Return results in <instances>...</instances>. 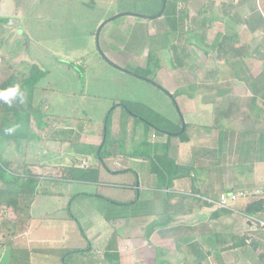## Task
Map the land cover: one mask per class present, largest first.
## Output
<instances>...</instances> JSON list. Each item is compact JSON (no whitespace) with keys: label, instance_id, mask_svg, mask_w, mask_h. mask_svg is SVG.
I'll list each match as a JSON object with an SVG mask.
<instances>
[{"label":"rangeland","instance_id":"1","mask_svg":"<svg viewBox=\"0 0 264 264\" xmlns=\"http://www.w3.org/2000/svg\"><path fill=\"white\" fill-rule=\"evenodd\" d=\"M37 1L10 0L3 8L5 11L11 10L16 2V25L22 24L20 26L26 30L27 36L21 35L11 26L4 25L2 29L0 28V41L5 42L0 43V55L4 59L0 63V83L11 74L29 75L31 71L33 74L36 68L44 70L45 75L33 90V97H30L31 91L28 88H22L25 102L15 104L19 106L20 113L18 108L9 114L0 110V158L8 161L9 166L20 173L25 168L24 163L32 164L29 167L34 174L39 171L48 174L62 173H59L62 176L60 178L39 176L37 179L39 194L35 199L28 198L30 209L24 214L31 218L29 229L28 226L26 228L24 226L14 237L15 242L21 244V247L30 250L42 249L32 252L31 264H58L55 263L53 253L47 248V240L50 237L54 236L60 241L64 234L66 244L70 242L82 248L89 244V240L81 235L83 233L81 229L70 231L67 228L68 222L64 225L67 216L70 222L76 224L71 214L78 218L85 232L87 231L86 234L97 245L115 242L110 239L112 225L117 233L123 234L121 238L126 240L125 230L120 229L129 224L128 217L131 220L135 218L132 224L141 223L143 220L144 223L150 221L145 217H139V221L136 222V217L130 213L141 212L144 203L139 202L133 207V203L128 201L132 197V192H127L122 184L133 180L137 172L140 173L142 182L146 181L150 163L155 165L163 155L161 150L164 147L162 149L159 147L168 136L164 134L165 128L181 133L184 131L183 122L187 124L185 138L178 134L172 137L173 151L174 143H181V140L190 137L189 128L192 129L196 124L203 129L207 126L212 133H216L219 131L216 129L221 126L229 127L231 121L212 112L210 105L205 101L198 99L196 103V100L190 102L188 100H191L190 97L181 95L176 70L179 64L174 65L175 51L173 46L168 44L174 34L170 32L171 34L166 37L163 32L169 24L171 27L175 25L170 22L171 20L174 22V19L168 20L165 15L156 16L162 8L163 0H39L38 5H35ZM173 1L175 0L167 1L168 11L174 7ZM178 5V12L182 10L187 16L192 15L190 18H193L195 35L204 38L205 41L212 40L209 47L215 46L213 44L216 36L221 38L225 32L227 36L235 34L232 26L236 23L239 33L236 32L238 36L235 40L240 45L245 40L251 49L253 42L250 41L249 34L251 26L258 27V13L264 16V0H188L178 2ZM213 13L225 16L226 19L212 21ZM118 15L122 16L115 18ZM228 16L231 18H227ZM16 20L12 23L14 26ZM256 32L260 34L259 41L254 40L252 44L254 53L247 59L248 66L244 67L264 65V47L262 46L261 50L257 49L264 40V31L257 28ZM179 36L187 42L188 35L185 32ZM192 41L196 44L201 43L194 36L191 37ZM236 50L223 53L220 62L210 55L205 61L196 58V63L197 65L200 63L199 67H207V64L215 67V63L220 65L219 67H229L233 59L238 58V61L242 59L240 52L243 50ZM197 54L201 55L200 51H197ZM224 59H228L230 63H223ZM189 66L190 63L189 65L185 63L180 67ZM233 67L241 65L235 64ZM179 71L181 79L187 82L190 76L185 68ZM197 77L203 81L205 75ZM116 109L119 111H115ZM112 110L113 114L122 112V127L130 131V136L118 137L116 146L112 147L120 153L118 156L123 162L120 168L126 169L118 170L120 171L118 174H111L104 172L103 169L106 168L102 167L103 175L100 177L102 182L103 180L121 182L118 186L106 187L92 182L94 176L91 172L96 173L95 164L99 158L96 152L91 150L90 141L85 144V139L84 147L82 141L83 133L103 132L101 139L105 142V122ZM28 111L34 114L30 124L27 122ZM113 114L109 125L112 123ZM181 125L183 129L178 131ZM8 129L14 130L9 132ZM20 134L23 135L20 137ZM91 136L89 135L92 139ZM155 136L157 138H154ZM212 137H215V134ZM221 138L219 135L215 140ZM4 142L6 145L8 143L12 145L5 147L4 150L1 147V143ZM111 145L109 132L104 149L109 151ZM200 147L205 148L202 145ZM200 147H196L198 151ZM212 154L219 155L215 152ZM188 155L190 157L194 155L190 148ZM84 157L88 165L86 166L85 161L86 168H77L78 161ZM209 171L207 167L199 169L193 166L190 174L196 175L193 181L196 182V190L201 193H207L203 180ZM239 171H244V165ZM66 174L67 176L72 174L71 176L79 181L67 182L63 179ZM160 183L162 182L159 179L161 186ZM212 196L217 198L218 195ZM113 199L121 200V206H113ZM134 199L137 197L134 196ZM199 200L202 203L205 201L204 198ZM84 218L87 221H84ZM103 218L106 223L102 222ZM162 218L166 219L167 216ZM9 219H16V213L6 206H0V225ZM9 224L13 225V221ZM6 229L5 237H2L0 232V264H11L12 261L15 264H22L24 261L22 253L13 259L14 253L10 252V249L6 251L5 243L11 238ZM82 252H89V249ZM64 256L67 258V264H75L74 260L77 259L73 258L72 254L64 251ZM96 256L97 252L90 253L89 260Z\"/></svg>","mask_w":264,"mask_h":264},{"label":"crops","instance_id":"2","mask_svg":"<svg viewBox=\"0 0 264 264\" xmlns=\"http://www.w3.org/2000/svg\"><path fill=\"white\" fill-rule=\"evenodd\" d=\"M9 1L0 0V28L2 29L4 25L11 26L17 32L21 33V35L27 36L26 30L20 26L22 24H19V26L16 25V2L11 10H3L10 3ZM38 1L35 5H38ZM178 7L179 5L177 6V10ZM214 13L211 15L212 21L216 20L212 18ZM191 16H188V22L192 24L194 33L193 18H190ZM14 20H16L15 26L12 24ZM217 21L223 20L218 19ZM207 26H210V22ZM235 31L238 32L239 30ZM256 31L251 30L249 33L251 35L250 41H259L260 34ZM163 32L165 31L163 30ZM236 32L235 34L229 35V37L234 39L233 42L229 43L230 47L236 48L237 50L240 49V51L243 50L242 54L251 57L254 53L253 42H251V49L248 47L249 43H246L245 40H243L242 45L238 44L235 40L238 36ZM182 33L174 34L168 43L173 48L177 46L178 51L183 50L178 54L181 56V63L175 62L176 64H174L177 66L179 64L176 70L180 82L178 89L182 90L181 95L186 98L190 97L191 100L188 99L190 102L196 100V103L198 99H201L203 102L205 101L207 105H210L212 112H214L215 105L218 104L219 114H217L221 118L230 120L231 122L229 127L225 125L224 127L221 126L219 129H216L219 130L216 133H212V130L208 129L207 126H205L206 129H203L196 124L197 128H195L196 126L192 129L189 128L190 137L187 140H181V143L178 144L174 143L173 151H171L172 137H169L168 133H164L168 136L162 143L170 142V156L173 159H178L179 162L176 161L178 164H187L190 162L194 167L196 166L199 169L202 167L209 168L210 171L203 180V184L207 188V193H201L196 190V182L193 181L196 177L195 174L175 178L170 188L160 186L158 173L156 170H153L155 169V165H151L150 163L149 175L145 182H142L140 173L135 170L137 175L134 176V179L129 180L130 182H123L125 184H122V187L127 192H132V197L128 201L133 203V207L137 206L139 202L144 203L141 212L130 213L136 217V222L139 221V217H145L147 221H150L144 223L143 220L141 223L134 222L132 224V220L134 221L135 218L131 220L128 217L129 224L120 229L121 231L123 229L125 230L126 240L121 238L123 234L117 233L116 228L112 225L110 239L115 242L109 243V245H106V243L97 245L86 234L87 231L85 232L78 218L74 214H71L75 218L74 222L76 224L74 225V223L70 222L67 216L64 219V225L68 222L67 228L70 231L81 229L83 231L81 235L83 234L89 240V244H86L87 246L84 248L81 246L76 247L70 244V242L66 244V235L63 232L60 241L56 240L54 236L50 237L47 240V248L48 251L53 253V257L56 258L55 263L67 264V258L64 256L65 251L77 259L74 260L75 264H264V229L254 227L251 221L245 216L247 213L244 212V208L247 201H237L233 210L219 208L209 201V199H216L212 196L213 194L219 196L220 193L226 191L237 192L264 186V142L261 139V135H264V65L263 67H244L248 66V58H245L246 64L244 65L243 62H240L241 67H232L231 65L229 67H219L220 65H217V63H215V67H211L212 65L209 64H207V67H199L200 63L197 65L196 58L199 57L205 61L206 57L213 56L212 47L216 48L218 43L223 41L224 36H227V32L223 33L221 38L216 36L213 44L216 46L212 47H207V45L210 46L212 40L208 39L210 41H205L204 38L196 36L195 33L191 37L194 36L196 40L201 41L200 44L191 42V37L187 32H185L188 35L186 38L187 42H185L184 38L179 36ZM239 38L241 39L240 36ZM0 43L4 44L5 42L1 40ZM225 46L226 44L223 45V47ZM228 46L227 44L226 47ZM197 51H200L201 55L197 54ZM1 57L2 55H0V63L4 61ZM185 63H188V65L189 63L191 64L189 67H184L188 76H190L187 82L181 79L179 71L180 69H184L180 66H184ZM120 68L125 69L124 67ZM201 74L203 76L205 75L203 81L197 77L201 76ZM115 111H119V109ZM33 115L31 113L28 124L34 118ZM12 119H14L13 116ZM122 120V112H115L113 114L109 131L112 145L110 149L108 148L112 154L104 161L97 155L99 159H97L95 164L97 168L96 173L91 172L92 176H94L92 180L94 184L109 187L114 185L118 186L121 183L117 181L107 182L105 180L102 182L100 177L103 175L101 171L102 167L106 168L103 169L104 172L111 174H118L120 173L118 170L126 169L123 167L120 168L123 166V162L120 160L121 157L118 156L119 152L115 147L112 149L113 146H116L118 137H123L124 135L130 136V131L122 127ZM83 134L84 141H82V146L84 147L86 139L85 144H88V141H90L89 146H91V150H94L98 154L101 150L100 146L103 143L101 139L103 132ZM213 134H215V137H212ZM22 135L20 134L19 136L21 137ZM89 135H92V139ZM219 135L222 138L215 140ZM154 138L157 137L155 136ZM6 144L5 142L1 143V147L4 149L12 145L11 143ZM163 144L159 147L160 149H162ZM201 145L205 148H201ZM197 146L200 147V151L197 150ZM189 148L194 153L192 157L188 155ZM161 152H163V149ZM214 152L219 153V155H213L212 153ZM188 157L190 160H188ZM83 161H86V166L88 165L86 157H84L78 161L77 168H86V166H83ZM25 164L27 163L23 165ZM28 164L32 166L31 163ZM156 164L158 165V163ZM242 165H244V171H239ZM124 166L127 167L126 164ZM36 174L38 176H54V174L40 171ZM65 180L67 182L76 181L68 177ZM200 182L202 183V181ZM142 192H146V194H142ZM134 196L137 199H134ZM35 197L33 198L35 199ZM142 197L143 199L141 200ZM201 198L205 199L203 203L199 200ZM112 204L113 206L120 207L122 201L113 199ZM97 216L99 217V213H97ZM163 216H167V218L163 219ZM30 219L26 225V227L28 226L27 229L30 226ZM101 220L103 223L107 222L104 218ZM84 221H87V219L84 218ZM225 236L229 237L228 241L225 240ZM14 242L15 239L13 245ZM15 243L17 244V242ZM17 245H14V247L25 248L30 252V261L32 252L42 251V249L34 248L30 250L27 247H21V244ZM230 245L233 248L226 249V246ZM76 249H82L83 251L89 249V252L80 251L73 253L72 251ZM94 252H97L98 256L89 260L90 253Z\"/></svg>","mask_w":264,"mask_h":264},{"label":"trees","instance_id":"3","mask_svg":"<svg viewBox=\"0 0 264 264\" xmlns=\"http://www.w3.org/2000/svg\"><path fill=\"white\" fill-rule=\"evenodd\" d=\"M176 1H178V2L179 1H182V2L186 1L187 2L188 0H175V1H173L174 7H173V9H170L169 11L166 9L167 8V6H166L163 15H165L168 18V20L173 18L174 22H173V20H171L170 22L172 24L175 23V25H173L171 27L169 24V26L166 28V30H164L165 36L167 37L171 33L177 34L179 32L180 33L187 32V33H189V36L191 37L192 33H193V26L190 22H188V16L186 15L185 11L181 10L180 12H178V10H177L178 2H176ZM218 15H219V13H218ZM218 15H215V14L213 15L216 20L226 19L225 16L221 17ZM257 17H258V22H259V25L257 28H261V30L264 31V16L262 13H258ZM227 18H231V17L228 16ZM232 27L234 30H237L238 24L234 23V25ZM257 28L251 26L252 31L257 30ZM230 42H233L232 38L229 36H224L223 41L221 43H218V46L216 48L212 47L213 48L212 54H213L216 61L220 62L219 61L220 57L223 55V53H227L228 50H233V49L236 50V48L230 47V44H229ZM225 44H226V46H227V44L229 46L223 47V45H225ZM262 46L264 47V41L259 44V48H257V49L261 50L260 48ZM207 47H209V46L207 45ZM174 51H175L174 52L175 62L181 63V59H180L181 56L178 54L181 53L183 50L178 51V47L175 46ZM236 51H240V49H238ZM206 54H207V52H206ZM240 54H241L240 57L242 59H240L239 61H238V58L233 59V61L231 63L232 67L235 66V64H240V62H243L244 65L246 64L245 58H249V56L242 54V52H240ZM183 56H184V54H183ZM223 63L227 64V63H230V61L228 59H224ZM34 70H35V72L33 74H31L32 73V71H31L29 75L24 73V74H21L20 76H17L16 74L9 76L5 81L0 83V89H6L10 86L15 85V83H18L21 86V88H24V87L28 88L29 91H31L29 94L30 97H33V90L35 88H37L36 86L38 85V82L45 75V71L42 69L36 68ZM15 104L16 103L9 106L6 103L0 102V110H2V112H6L7 114H9V113H12L16 108H18L19 113H20L21 110H20L19 106L15 105ZM216 105H215L216 107H214V113L219 114V106H218V104H216ZM113 111L114 110L110 111V113L107 117V120L105 122L106 130H104V135L106 134V138H105V142H103L100 146L101 147L100 152H98V154H97L98 157H100L102 161H104L106 158H108L112 154V153H110V151H108L107 149L105 150L104 148L106 146L108 134L110 131L109 126L111 124L109 125V121L112 118ZM181 115H182V113H181ZM30 117H31V112L28 111L27 122H29ZM185 126H186L185 130L182 131L181 133H176V131H174L172 129H168V128H165L166 131H164V133H168L170 137H173L174 135L178 134V135H182V138H185L184 135L186 133L187 124H185ZM181 128H182V125L180 126L178 131H181ZM170 132H173V133H170ZM261 139H263V142H264V135H261ZM185 140H187V139H185ZM162 147H164L163 148L164 149L163 155H162L161 159L158 160V165L155 164V166H154L155 169H153V170L157 171L159 178H160V181L162 182L161 185L164 188H170L172 186V183H173L175 178H178L181 176H187V175L189 176L192 173L193 165L192 164H190V165L189 164H178L176 162V160L170 156V142L169 141L164 143ZM102 153H105V154H102ZM9 165H10V163L8 161L2 160L0 158V181H1V185H0V206H6L9 209H12L16 213V219H14V220L9 219V220L4 221V223H1L0 232H2L1 236L5 237V233H6L5 229L7 228L6 230H7L8 234L11 238H10V240H7V242L5 243V246H6V251H8V249H10V252L14 253V256L12 255L13 259L15 257H17V255L19 253H22L23 258H24V261L22 264H30V252L25 248L24 249L19 248V247L15 248L13 245V241H14V237H16L18 235V233L21 232V229L24 226L26 228L27 222L30 219L29 216H25L24 214L28 209H30V203H29L30 199H28V198H33L39 194V191L37 188V185H38L37 179H39V176L37 174H34L33 171L31 170V168L29 167V165H27V164H25V168L23 169V171L21 173L14 170ZM61 171H63V170L61 169ZM59 173L62 174L61 172H59ZM59 173L54 174V176L47 175V177L60 178L62 176ZM66 177H68L69 179H76L74 176H71V175L70 176L64 175L63 179H65ZM244 212L249 213V214H257V213L264 212V200H254V201L247 202L245 205V208H244ZM12 221H13V225L9 224ZM163 224H165V223H163ZM7 225H10V226H7ZM2 229H3V231H2ZM225 240L228 241L229 237L225 236ZM243 241H244V239H243ZM235 245H236V243H235ZM231 247H232V245L226 246V249H229ZM80 251H83V250L82 249H76L72 252L76 253V252H80ZM84 251H86V249ZM11 264H15V262L12 261Z\"/></svg>","mask_w":264,"mask_h":264},{"label":"built area","instance_id":"4","mask_svg":"<svg viewBox=\"0 0 264 264\" xmlns=\"http://www.w3.org/2000/svg\"><path fill=\"white\" fill-rule=\"evenodd\" d=\"M85 161H83V166ZM254 201V200H264V186L259 188H253L248 190H241L237 192L226 191L219 194L216 199H209V201L219 208L233 210L234 205L237 201ZM248 220L256 228L264 229V212L257 214H245Z\"/></svg>","mask_w":264,"mask_h":264},{"label":"clouds","instance_id":"5","mask_svg":"<svg viewBox=\"0 0 264 264\" xmlns=\"http://www.w3.org/2000/svg\"><path fill=\"white\" fill-rule=\"evenodd\" d=\"M0 102L6 103L9 106L14 103L23 104L25 102V93L19 84H15L6 89H0ZM13 130L14 129H8L7 131L12 132Z\"/></svg>","mask_w":264,"mask_h":264},{"label":"water","instance_id":"6","mask_svg":"<svg viewBox=\"0 0 264 264\" xmlns=\"http://www.w3.org/2000/svg\"><path fill=\"white\" fill-rule=\"evenodd\" d=\"M166 3H167V0H163V4H162V8H161V10L159 11V13L156 15L157 17L158 16H162L163 15V13H164V10H165V8H166ZM119 16H122V15H118V16H116L115 18H117V17H119ZM135 74V73H134ZM136 75V74H135ZM145 78V77H144ZM107 120V119H106ZM183 128H184V130H185V123L183 122ZM182 128V129H183ZM105 130H106V126H105ZM105 138H106V134L104 135V140H105Z\"/></svg>","mask_w":264,"mask_h":264}]
</instances>
